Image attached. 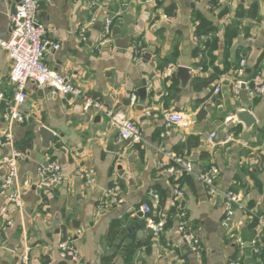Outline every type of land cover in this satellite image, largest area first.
<instances>
[{
	"label": "crops",
	"instance_id": "obj_1",
	"mask_svg": "<svg viewBox=\"0 0 264 264\" xmlns=\"http://www.w3.org/2000/svg\"><path fill=\"white\" fill-rule=\"evenodd\" d=\"M36 1L45 38L58 44L45 49L44 63L105 109L124 111L145 143L119 142L103 112L85 110L80 100L32 82L21 107L24 121L8 124L2 112L13 93L11 61L0 48V140L9 131L13 147L21 152L13 186L21 194V206L6 205L0 195V208L6 205L11 220L7 226L0 217V264H20L25 245L31 264H263L257 242L252 243L261 231L257 223L250 226L248 213L233 206L227 216L222 195H208L190 174V184L175 182L186 173L165 169L171 164L167 154L189 158L201 148L192 163L195 172L216 168L219 188L232 190L264 216V92L250 95L241 86L236 94L233 87L240 58L245 59V80L260 76L264 81V0H96V6L91 0ZM16 2L0 0L1 38L10 35L9 15ZM100 14L114 17L112 28L119 34L98 47L100 32L93 25ZM128 33L126 47L114 44ZM178 65L195 74L186 87L170 78ZM141 80L146 81L144 101L136 92ZM127 98L130 102L123 106ZM243 105L255 118L247 130L233 123L231 114ZM166 112L180 113L186 123L167 127ZM34 123L54 133L50 152L42 150L31 130ZM211 131L217 132L213 143L206 140ZM109 139L123 148L113 151ZM10 149L0 143V161ZM51 162L60 165L63 180L41 187L40 168ZM4 172L0 164V181ZM176 185L183 191L180 202L174 199ZM110 191L119 202H110ZM143 203L151 206L154 218L165 221L158 236L146 232ZM183 220L198 239L199 252L179 230ZM78 229L81 234L74 239ZM12 239L17 241L14 250L7 248ZM71 240L78 262L60 255L58 244Z\"/></svg>",
	"mask_w": 264,
	"mask_h": 264
},
{
	"label": "built area",
	"instance_id": "obj_2",
	"mask_svg": "<svg viewBox=\"0 0 264 264\" xmlns=\"http://www.w3.org/2000/svg\"><path fill=\"white\" fill-rule=\"evenodd\" d=\"M91 5L96 6V0H91ZM39 4L36 0H17L14 10L9 15L10 22V35L4 39L0 37V48L4 49L8 58L11 61V67L8 74V80L13 86V93L11 98L4 100L2 117L8 124L17 122L22 123L25 119L22 114L21 107L27 99L26 86L32 82L38 88H49L52 92L62 96H68L73 100H80L85 110L92 108L99 112H103L111 126H113L117 135L116 138L119 142H129L130 144H143L145 143L144 136L135 122L124 111H110L105 109L103 104L89 96L82 88L74 84L69 77L62 75L50 69L43 61V54L45 49L52 45L53 48H58V44L48 41L45 38L46 29L44 25L37 19L36 13ZM114 17L105 15L102 28L100 30V38L98 47L111 42V33ZM92 25V20L88 23L87 27ZM234 92L239 93L241 86H245L250 95H259L264 92V81L260 76H255L252 79L245 80V59L240 58L238 66L234 70ZM220 88L215 87V92H219ZM231 117L226 118L228 122ZM164 122L167 127L174 125H183L186 119L180 113L166 112L164 114ZM217 137L216 131H211L206 135V140L213 143ZM226 141L231 140L228 136ZM2 146H9L10 152L5 155L0 164L5 172L0 181V195L5 198L6 205L14 204L21 206V194L13 186L17 180V161L21 156V152L13 147L12 135L9 131L3 133L0 140ZM162 151V148H158ZM171 159V164L165 169L170 174L184 172L194 176L201 181L210 196L222 195L225 199L226 214H232V207L238 206L242 208L251 218H255L257 226L260 228V233L252 240L255 244L261 237H264V216L256 213L252 209L247 208L237 194L232 190L222 191L215 182L217 169L210 167L205 171L195 172L194 166L187 158L183 156H175L167 154ZM61 167L56 162L48 163L46 166L40 168V182L41 187H50L55 184L61 183L63 180ZM110 202H119L115 192L110 191ZM174 199L183 195L182 189L176 185L173 189ZM154 202H158L156 193L151 194ZM6 205L0 208V217L4 220L7 226L11 225V220L8 217ZM140 211L144 218V223L155 236L160 235L165 228V221L163 219H156L152 216L151 206L143 203L140 206ZM179 230L183 233L189 247L199 252L200 246L198 239L190 232L187 231L186 221H180ZM81 234V230L76 231V236ZM71 241H64L58 244L60 255L63 258H69L74 262H78V253ZM29 246L25 245L19 255L20 264H31L29 256ZM228 264H240L238 261H230Z\"/></svg>",
	"mask_w": 264,
	"mask_h": 264
},
{
	"label": "water",
	"instance_id": "obj_3",
	"mask_svg": "<svg viewBox=\"0 0 264 264\" xmlns=\"http://www.w3.org/2000/svg\"><path fill=\"white\" fill-rule=\"evenodd\" d=\"M13 10H14V6L12 8V11ZM103 19H104V14H100L98 16L95 24L93 25V28L96 31H98V32H100V30L102 28ZM118 34H119V29L117 27L112 28L111 35L112 36H116ZM130 38H131V34L128 33L123 38H115L114 44L116 46H118V47H126ZM146 56L148 57V55H146ZM171 68H173V66ZM194 76H195V74L190 71V68H188L186 66H180V65L176 66L175 70L170 74V78L172 80L175 79V78L180 79L181 86H183V87H186L188 85L189 80L191 78H193ZM136 92H137V96L139 98V101H144L146 99L147 88H146V81L145 80H141L140 82H138ZM130 93L131 92L129 90L128 94H130ZM129 102H130L129 98L124 99V100H122V105L123 106H127L129 104ZM139 108H142V106H139ZM116 111H118V110H116ZM231 114L235 118L233 123H242L245 130L250 128V126L253 125L254 122H255V118L251 114V112H250V110H249L247 105H243L242 108H240V109H236V110L233 109ZM99 118H100V115H98L96 119H99ZM191 120L194 122L196 120V118L193 117ZM31 130L33 131L34 134L39 136L40 142H41V146H42V150L50 152L51 151L50 143H51V140L54 138V133L52 132V130H50L48 127H46L45 125L40 124V123H34L31 126ZM112 140L113 139H109L108 144L111 145V148H112L113 151H115V152L117 151L118 152L119 149L123 148L122 147V143H120L119 146H115V147L112 146ZM200 151H201V148H196L191 153L190 157L187 158V160L189 162H191V163L196 162L198 160ZM181 200H182L181 197L178 198L179 202ZM182 203L183 202H181V204ZM57 223H58V221H57ZM131 229H132V227L128 228V230H125L124 232L131 231ZM146 232L149 233V234L152 233V231L149 228H147ZM120 234L114 240V243H116V244L119 243V241L121 240V235ZM16 245H17V241L15 239H12L9 242L7 248H9L11 250H14V248H16Z\"/></svg>",
	"mask_w": 264,
	"mask_h": 264
},
{
	"label": "trees",
	"instance_id": "obj_4",
	"mask_svg": "<svg viewBox=\"0 0 264 264\" xmlns=\"http://www.w3.org/2000/svg\"><path fill=\"white\" fill-rule=\"evenodd\" d=\"M207 44V43H206ZM175 151L177 152L178 155L182 154V151L179 149H175ZM208 168L203 169V171L207 170ZM179 180H183V182L190 184L192 181V176L187 175V174H181L180 178H178L175 182H178ZM247 208L252 209L253 211H255L256 213H259L258 210H256L253 207V204L249 203L247 205ZM257 221L255 218H251V222H250V226H254L256 225ZM258 246V256L260 257L262 263L264 264V237H261L260 240L256 243Z\"/></svg>",
	"mask_w": 264,
	"mask_h": 264
}]
</instances>
